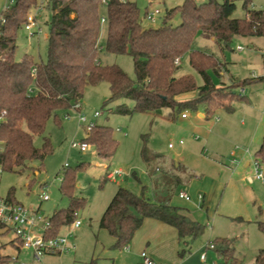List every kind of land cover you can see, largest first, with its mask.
<instances>
[{"label":"rangeland","instance_id":"obj_1","mask_svg":"<svg viewBox=\"0 0 264 264\" xmlns=\"http://www.w3.org/2000/svg\"><path fill=\"white\" fill-rule=\"evenodd\" d=\"M14 1L0 0V19L6 6H11ZM130 1L138 7L142 27L157 28L166 12L181 6L184 0ZM214 1L220 3L222 0ZM250 1L248 9L264 10V0ZM243 2L235 1L232 18H245ZM146 7L160 10L154 25L144 18ZM105 15L106 8L102 7L101 16L105 18ZM50 17L51 11L43 8L36 16L40 28L37 35L30 36L23 28L17 32L16 60L26 56L38 63L46 61ZM179 23L180 17L176 14L171 24L176 26ZM106 38L107 27L101 23L98 37L100 63L103 66L114 65L135 80L131 57L106 53ZM238 46L243 50L238 52ZM194 48L214 54L226 63L228 73L222 77L210 72L214 84L257 78L264 73V38L235 37L228 49L221 51L212 41L197 37ZM184 75H191L197 86L202 85L187 56L180 59V68L174 73L177 78ZM234 92L238 97L231 103V113L220 108L206 116L204 108H201L198 112L206 116L205 119L197 118V113L184 111L182 113L187 114V119H181L182 113H178L172 120L168 109L153 114L116 113V106L124 103L130 109L133 101L109 102L110 91L105 82L87 86L76 108L68 112L60 111L57 121L50 119L47 122L44 135L50 140L52 153L43 162L31 163L23 172L0 174V196L6 198L12 191L15 202L27 209H38L40 223L54 212L68 208L69 198L59 190L60 181L66 173L76 174L74 196L86 200L85 208L78 212L77 217L81 226L77 229L72 225L62 228L58 236L66 239L67 251L57 255L42 254L37 264H105L94 255L96 243H103L102 237H107L98 223L118 187L136 195L143 189L145 198L150 201L155 189L165 199L181 207L188 204L191 216L204 226L199 239H227L232 243L236 264H255L256 256L264 249V236L257 228L258 222H264V184L256 179V172L262 168H258L254 156L264 137V82L242 86ZM95 113H98L97 117ZM80 118H85L84 123L80 122ZM90 124L108 128L117 141L110 159L99 157L92 146L84 153L72 147L74 143H83ZM33 145L41 148L42 137L35 136ZM143 149L147 162L141 155ZM173 160L187 170L170 166ZM246 163L248 166H245ZM118 170L122 173L120 177L114 180L106 178L108 173ZM188 180L193 181L187 185ZM204 189L216 192L212 194L214 198L208 210L201 208V204H190L177 198L179 191L193 196L203 193ZM43 190L49 200L41 202L38 196ZM33 233L42 235L43 229L37 226ZM12 238L11 232L0 228L1 255H15L10 246ZM8 264L36 263L32 251L22 250L17 261Z\"/></svg>","mask_w":264,"mask_h":264},{"label":"trees","instance_id":"obj_2","mask_svg":"<svg viewBox=\"0 0 264 264\" xmlns=\"http://www.w3.org/2000/svg\"><path fill=\"white\" fill-rule=\"evenodd\" d=\"M235 1L196 3L184 0L181 6L166 12L159 27L143 28L138 7L130 0H46L45 8L51 11L47 59L38 63L26 56L16 60L14 51L16 34L23 28L29 13L38 6L39 0H15L0 19L2 172H23L31 163L43 162L53 151L49 138L44 135L47 122L50 119L57 121L60 111L76 108L83 99L85 88L101 82L109 86V102L133 101L130 109L124 103L116 106L114 111L119 114H153L168 109L173 120L178 113H197L201 108H204L206 116L220 108L231 113V103L238 97L233 89L251 82H263L264 76L216 87L209 72L218 76L225 67L214 54L195 49L194 43L197 37H202L212 40L223 51L235 37L264 38V10H250L248 4L251 1L244 0L245 18L235 19L232 18ZM102 7L106 8L105 18L101 16ZM176 14L180 23L174 26L171 21ZM248 15L249 22L246 21ZM102 19L107 27L106 53L130 56L135 80L114 65L103 66L100 63L98 37ZM183 56L188 57L189 65L201 78L202 85L197 86L191 75L174 76L179 69L174 61ZM191 92L196 94L193 99H177ZM35 136L42 137L41 148L33 145ZM82 142L94 147L97 155L107 160L117 147V141L108 128L96 125L86 130ZM141 155L147 162L145 149ZM153 156L158 157L156 154ZM254 156L264 178V138ZM170 166L183 169L173 162ZM75 180L76 174L71 172L60 181L59 190L69 198V206L46 219L45 239L56 238L60 230L69 227L77 219L78 212L85 208L86 200L74 196ZM154 194L156 200L150 201L145 198L143 189L136 195L118 187L98 223L99 229L114 238V248L128 246L144 219H154L175 228L179 239L201 237L204 226L189 218L182 208L172 206L169 199L155 189ZM8 198L15 202L12 191ZM0 228L3 227L0 225ZM257 228L264 236V222H258ZM231 244L227 239H216L213 249L227 263L236 264ZM10 261V257L0 254V264ZM255 264H264V249L259 251Z\"/></svg>","mask_w":264,"mask_h":264},{"label":"crops","instance_id":"obj_3","mask_svg":"<svg viewBox=\"0 0 264 264\" xmlns=\"http://www.w3.org/2000/svg\"><path fill=\"white\" fill-rule=\"evenodd\" d=\"M146 10H147V7L145 11ZM216 57L219 60L221 59L218 56ZM221 62L223 63L225 70L224 72L223 71L220 72V74L218 75L219 78L222 77L223 74L228 73V68L226 66V63L224 61H221ZM262 65L264 69V60L262 62ZM178 68H180V62H179ZM263 76H264V73L260 77H263ZM244 80H249V79H244ZM237 82H241V81L231 80V82L228 84H224L221 81L218 84H214L213 82L212 83L216 87H220V86H229ZM254 83H260V82H251L247 85H251ZM236 90L237 88L233 89V93H235L234 91ZM241 90L242 92L244 91L243 88ZM195 96H196L195 92H191V93L180 95L177 97V99L186 101V100L193 99ZM244 99H247V97L244 96ZM196 116L197 118H200V119H205L206 117L202 113H199V112H197ZM185 119H187V117ZM261 142L262 141H260V144ZM172 162L177 163L184 170H187V168L184 165L180 164L179 162L174 161V160ZM245 166H248V163H246ZM192 181L193 180H188L187 185H189ZM201 185L204 186L203 183H201ZM205 191L206 190L204 189L203 193H197L196 195H193V196H189L184 191H179V193L180 192L186 193L190 199L188 201H185L183 199H180L178 196L177 198L183 202H188V203L193 202V203H196L195 205L201 204V208H205L206 210H208L210 208L211 201L214 198L213 195L216 192L211 193V191H206V192ZM152 193H153L152 201H155L156 200L155 197L157 196H154L155 195L154 189ZM198 195H202L201 200L197 199ZM158 197H160V195H158ZM169 203L172 206L182 208L184 212L188 215V217L194 220V218L191 216L190 211L188 209L189 208L188 204H186L185 207H181L180 204H175L176 202L174 203L171 200H169ZM240 221H244V220L240 219ZM38 227L42 228V225L39 224ZM100 230L106 232L103 229H100ZM106 234H107V237H105V235L104 236L102 235L103 243H96V246L94 249V255H97L99 259L105 262V264H143V258L141 257L142 253H145V255L151 260L152 264H229L215 251V249L208 248L209 245L211 244L214 245V241L219 238L199 239L200 238L199 237L198 239H195V240L179 239L178 233L175 228L169 225H166L164 223H161L154 219H144L141 227L134 234L133 239L131 240L129 245L122 249L114 248L113 247L115 243L114 238L109 236L107 232ZM11 242L13 244H11L10 246L11 248L14 249L15 255L14 256L9 255L8 257H10L11 259L10 262L15 263L17 261L19 253L24 249H22L18 241L15 240L14 236L11 239ZM202 255L205 256L204 260L201 259ZM13 258H15L16 260L12 261ZM234 259L236 263L237 258L234 257Z\"/></svg>","mask_w":264,"mask_h":264},{"label":"built area","instance_id":"obj_4","mask_svg":"<svg viewBox=\"0 0 264 264\" xmlns=\"http://www.w3.org/2000/svg\"><path fill=\"white\" fill-rule=\"evenodd\" d=\"M196 3H200L206 0H193ZM46 0H39L38 6L29 13L27 16L26 23L23 26L24 31H26L30 36L37 35L40 32V28L36 23V16L41 12L43 8H45ZM6 6L5 9H7ZM158 16H160V10L158 9H149L145 11L144 18L145 20L154 25L157 21ZM3 21V20H2ZM246 21H250V16L246 17ZM104 23V19L101 20ZM237 51H242V47L238 46ZM180 60L175 59L174 65L178 66ZM95 117L98 116V113H95ZM187 114L184 113L181 115L182 119H185ZM85 118H80V122L84 123ZM93 125L90 124L87 128V131L91 129ZM182 144V142H180ZM91 145L87 143H80V144H72L73 148L79 149L80 152L84 153L87 152L88 148ZM171 147V145H168ZM259 168V167H258ZM260 169V168H259ZM2 169L0 167V174ZM121 171H113L107 174L106 178L108 180H114L121 176ZM256 179L262 181L264 184L263 172L262 170H258L256 172ZM178 197L185 201H188L190 198L189 196L184 193L180 192ZM41 202L48 201L49 198L45 190H43L40 195L38 196ZM198 200L202 199V195H198ZM40 217L38 215L37 210H31L25 208L22 204L17 202L11 201L8 197L4 198L0 196V225L8 232H11L15 238L20 243V246L24 250L32 251L33 253V260L37 264L40 262L42 254H60L61 252L67 251L68 245L65 238H61L57 236L54 239H45L43 234L36 235L33 233V229L36 228L39 224L42 225L43 232L48 229V223L44 220L42 223L39 222ZM74 229L80 227L81 223L77 219L71 224ZM209 249H213V245L208 246ZM143 258V264H152L151 260L145 255V253L141 254ZM205 256L202 255L201 259L204 260ZM13 261L16 260L15 258L12 259Z\"/></svg>","mask_w":264,"mask_h":264}]
</instances>
